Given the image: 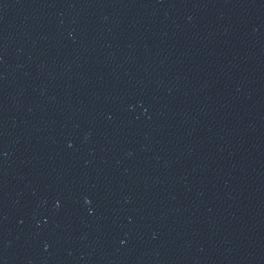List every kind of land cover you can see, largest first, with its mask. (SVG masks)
<instances>
[{"label": "water", "instance_id": "water-1", "mask_svg": "<svg viewBox=\"0 0 264 264\" xmlns=\"http://www.w3.org/2000/svg\"><path fill=\"white\" fill-rule=\"evenodd\" d=\"M0 264H264V0H0Z\"/></svg>", "mask_w": 264, "mask_h": 264}]
</instances>
